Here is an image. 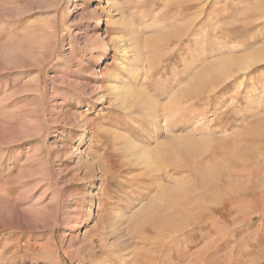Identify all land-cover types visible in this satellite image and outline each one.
<instances>
[{
    "label": "rangeland",
    "instance_id": "obj_1",
    "mask_svg": "<svg viewBox=\"0 0 264 264\" xmlns=\"http://www.w3.org/2000/svg\"><path fill=\"white\" fill-rule=\"evenodd\" d=\"M106 2L0 0V264H264V0Z\"/></svg>",
    "mask_w": 264,
    "mask_h": 264
},
{
    "label": "bare ground",
    "instance_id": "obj_2",
    "mask_svg": "<svg viewBox=\"0 0 264 264\" xmlns=\"http://www.w3.org/2000/svg\"><path fill=\"white\" fill-rule=\"evenodd\" d=\"M100 1H102V0H98V2H100ZM106 3H108V0H107V2ZM109 7H113V5H111V3H109ZM116 7H118V6H116ZM105 8V7H104ZM115 10V9H114ZM117 10V9H116ZM102 11H104L103 9H102ZM101 11V12H102ZM105 12V11H104ZM106 12H107V10H106ZM119 13V12H118ZM106 14H108V13H106ZM107 19V18H106ZM101 21V20H100ZM191 25V24H190ZM128 52V51H127ZM214 66V65H213ZM242 68V67H241ZM218 69H219V67H218ZM221 71V70H220ZM214 73V72H213ZM223 76H225V75H223ZM226 78V77H225ZM218 80V79H217ZM217 82H219V81H217ZM224 82V81H223ZM220 83V82H219ZM140 97H142V96H140ZM133 98H135V97H133ZM144 97H142V99H143ZM138 99V98H137ZM146 98H144V100H145ZM120 100V99H119ZM146 100H148V99H146ZM121 102H122V105H123V103H125L126 102V98H125V96H122V99H121ZM137 103V102H136ZM126 104V103H125ZM138 104V103H137ZM128 105V104H127ZM143 105H144V101H143ZM134 106V105H133ZM133 106L131 107L132 109H134L133 108ZM128 107V106H127ZM130 107V106H129ZM141 107V106H140ZM145 108V107H144ZM141 109V108H140ZM157 114V113H156ZM153 115V114H152ZM155 115V114H154ZM151 116V115H150ZM156 120V119H155ZM225 127V126H224ZM179 138V137H178ZM244 138V137H243ZM249 138V137H248ZM206 139V138H205ZM177 140V139H176ZM179 140V139H178ZM169 142H172V140H170ZM179 142H180V144H179V150L180 151H182V150H184V148H185V145H184V143H181L182 142V140L180 141L179 140ZM202 142V141H201ZM200 142V143H201ZM255 142V141H254ZM194 146V145H193ZM167 147V146H166ZM122 148V147H121ZM156 148V147H155ZM177 148V147H176ZM165 149H168V148H165ZM164 150V149H163ZM166 151V150H165ZM168 151V150H167ZM172 151V150H171ZM185 152H186V149L184 150ZM162 153H163V151H161ZM183 152V151H182ZM185 152H183L184 154H185ZM166 153V152H165ZM217 153V152H216ZM160 155V154H159ZM163 155H164V153H163ZM260 156V155H259ZM184 159V158H183ZM206 163H207V161H206ZM201 164V163H200ZM253 166V165H252ZM242 168H243V166H242ZM202 169V168H201ZM223 169V168H222ZM241 175V174H240ZM144 176V175H143ZM238 177V176H237ZM236 179V178H235ZM245 182V181H244ZM157 185V184H156ZM144 186V185H143ZM191 186V185H190ZM194 188V187H193ZM201 190V189H200ZM202 191H204V190H202ZM208 192V191H207ZM253 194V193H252ZM248 195V194H247ZM256 195V194H255ZM208 196V195H207ZM206 197V196H205ZM253 197V196H252ZM210 198H211V196H210ZM209 198V199H210ZM238 198V197H237ZM212 199V198H211ZM206 201H208V199L206 200ZM233 201V200H232ZM257 201V200H256ZM200 203V202H199ZM210 203V202H209ZM212 204H214L213 202H212ZM231 204V202L230 203H224V206H229ZM233 205V204H232ZM229 208V207H228ZM164 209V208H163ZM232 211V210H231ZM142 212V211H141ZM140 212V213H141ZM227 212V211H226ZM206 214V213H205ZM209 215V214H208ZM135 216V215H134ZM138 216V215H137ZM221 217V216H220ZM98 218V217H97ZM100 218V217H99ZM214 219V218H213ZM228 219V218H227ZM100 221V220H99ZM216 221V220H215ZM100 224V223H99ZM160 224V223H159ZM157 225V224H156ZM167 236V235H166ZM156 246V245H155ZM159 246V245H158ZM202 254V253H201Z\"/></svg>",
    "mask_w": 264,
    "mask_h": 264
}]
</instances>
